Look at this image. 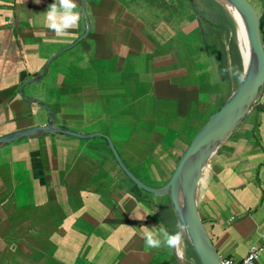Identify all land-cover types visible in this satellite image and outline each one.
<instances>
[{
    "label": "crops",
    "instance_id": "0c3cea01",
    "mask_svg": "<svg viewBox=\"0 0 264 264\" xmlns=\"http://www.w3.org/2000/svg\"><path fill=\"white\" fill-rule=\"evenodd\" d=\"M75 2L78 24L57 34L41 15L53 0H0V137L53 117L94 135L0 147V264H180L142 235L160 222L175 230L170 197L140 189L107 138L134 175L165 187L200 127L194 114L211 118L238 86L224 71L229 45L198 0ZM261 28L264 38V14ZM208 168L200 215L220 257L241 259L264 244V89Z\"/></svg>",
    "mask_w": 264,
    "mask_h": 264
},
{
    "label": "water",
    "instance_id": "95a60500",
    "mask_svg": "<svg viewBox=\"0 0 264 264\" xmlns=\"http://www.w3.org/2000/svg\"><path fill=\"white\" fill-rule=\"evenodd\" d=\"M225 1L241 15L246 25L251 46L250 65L244 70L238 87L229 99L208 120L192 140L166 186L155 188L140 180L127 168L114 143L107 138L115 159L125 174L140 189L155 195H168L170 197L178 221L188 225L189 239H187L195 249L201 264H222V260L200 215L198 197L200 176L195 174L193 167H195L196 162L204 156L212 145L219 142L222 144L225 141L229 134L253 109L255 102L264 89V43L261 32L264 0H260L263 5L260 10H255L246 0ZM77 44L78 41L69 48ZM67 49L65 48L59 54ZM52 60L50 59L49 62ZM53 133H61L77 138L94 136L55 127L53 117L48 125L31 127L1 136L0 147L23 138ZM175 256L180 264H193L186 259L182 261L177 253H175Z\"/></svg>",
    "mask_w": 264,
    "mask_h": 264
},
{
    "label": "rangeland",
    "instance_id": "374dc122",
    "mask_svg": "<svg viewBox=\"0 0 264 264\" xmlns=\"http://www.w3.org/2000/svg\"><path fill=\"white\" fill-rule=\"evenodd\" d=\"M133 0H130V2H132ZM155 1V0H154ZM255 10H260L262 8V2L260 0H246ZM189 2H191V0H189ZM133 3H131L132 6ZM197 4L199 6V10L202 11V13L204 12L205 18H212L215 22H218V26L217 29L218 31H220V35L222 38H220V43L218 45L221 46L224 45L225 49L228 50L226 48V44L225 41H227L229 48H230V53H231V61L230 64H232V68H236L237 70L239 69L240 73L238 72V76H236L237 78V83L236 86L239 85L238 83L241 81L243 73H244V65H243V61H242V56H241V52H240V47H239V43H238V30L236 25L233 23V21L230 19V17L228 16V14L225 12L224 10V6L223 4H221L220 2H218V0H198ZM196 10V6H193ZM169 14H172L171 10L168 9ZM174 17L177 19H179L177 13L173 14ZM201 20V18H200ZM202 22L204 23V28L206 29V31H208L209 29L206 27L207 26V22L203 19ZM212 22V21H210ZM232 32V33H231ZM184 35V34H183ZM237 36V37H236ZM185 37V36H184ZM263 38V36H262ZM186 40L185 42V46H191L188 50H194V48L197 47V43L196 41L194 42L192 38H184ZM264 39V38H263ZM225 40V41H224ZM208 41H204V45L207 43L208 46H211L212 44H214V42H219L217 39H213V36L208 38ZM192 42V43H190ZM206 42V43H205ZM264 43V41H263ZM176 42H172V44L170 45H176ZM214 46V45H213ZM76 47V46H75ZM193 48V49H192ZM215 48V47H214ZM216 49V48H215ZM179 50H180V54L182 55V57L185 56V53L187 52L185 48H182V46H179ZM202 50V49H199ZM70 51V50H69ZM223 51V50H222ZM217 54L221 55V50L220 52L215 54L217 56ZM221 61V60H220ZM192 60H189L188 63H191ZM223 61H221L222 63ZM238 87V86H237ZM236 88V87H235ZM204 108L201 109V111H199L198 114H194L193 116V121H194V125L196 126V124L198 123V125H200L198 132L200 131V129L208 122V120L210 119V116L208 113H203V111L205 112L206 110H203ZM220 109V108H219ZM215 111V110H214ZM214 111H212L210 114H212ZM192 125V126H194ZM185 132V131H184ZM197 132V133H198ZM197 133L195 134L193 132V139L195 138V136L197 135ZM192 139V140H193ZM192 142V141H191ZM190 142V143H191ZM112 151V150H111ZM113 153V152H112ZM151 186V185H150ZM155 187V186H152ZM158 188V187H155ZM146 192V191H144ZM148 195H153L152 193L146 192ZM162 196V195H159ZM183 241H185V255H186V260H188L189 262L193 263V264H201L199 257L195 251V249L192 247V245L189 243V240L186 239V237H183ZM187 242V243H186ZM170 253L173 252V249L169 248Z\"/></svg>",
    "mask_w": 264,
    "mask_h": 264
},
{
    "label": "clouds",
    "instance_id": "9594fccd",
    "mask_svg": "<svg viewBox=\"0 0 264 264\" xmlns=\"http://www.w3.org/2000/svg\"><path fill=\"white\" fill-rule=\"evenodd\" d=\"M41 15L46 25L57 34H62L67 29L76 26L80 19V12L77 10L75 0H53V3ZM224 71H231L233 76H238V70L234 67L226 68ZM141 227L144 229L142 235L145 246L157 249L162 246L166 248L178 247L188 229V225L179 221L175 224V230L171 232L163 222L152 227L144 225Z\"/></svg>",
    "mask_w": 264,
    "mask_h": 264
},
{
    "label": "bare ground",
    "instance_id": "6f19581e",
    "mask_svg": "<svg viewBox=\"0 0 264 264\" xmlns=\"http://www.w3.org/2000/svg\"><path fill=\"white\" fill-rule=\"evenodd\" d=\"M224 6L225 12L228 14L230 19L236 25L238 30V43L240 47V52L243 60L244 70L249 67L251 61V46L248 38V33L246 30V25L244 23L243 18L241 15L232 7L230 6L225 0H218ZM232 33V32H231ZM237 37V36H236ZM221 142L212 145L208 151L204 154V156L196 162L195 167H193V171L195 174L200 176L199 181V188L200 185L205 178L207 171L209 170V161L217 152V149L220 147ZM182 207V205H180ZM183 237L189 239L188 230L184 233ZM187 243V242H186ZM175 252L177 253L178 257L184 261L186 259L185 255V241H181L178 247H175Z\"/></svg>",
    "mask_w": 264,
    "mask_h": 264
},
{
    "label": "built area",
    "instance_id": "2783aa9c",
    "mask_svg": "<svg viewBox=\"0 0 264 264\" xmlns=\"http://www.w3.org/2000/svg\"><path fill=\"white\" fill-rule=\"evenodd\" d=\"M263 253L264 244L252 247L248 255L241 259L221 258V260L222 264H255L261 259Z\"/></svg>",
    "mask_w": 264,
    "mask_h": 264
},
{
    "label": "trees",
    "instance_id": "16d2710c",
    "mask_svg": "<svg viewBox=\"0 0 264 264\" xmlns=\"http://www.w3.org/2000/svg\"><path fill=\"white\" fill-rule=\"evenodd\" d=\"M261 31H262V28H261ZM208 231V230H207Z\"/></svg>",
    "mask_w": 264,
    "mask_h": 264
}]
</instances>
